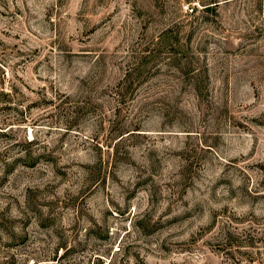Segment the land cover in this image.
<instances>
[{
    "label": "rangeland",
    "instance_id": "rangeland-1",
    "mask_svg": "<svg viewBox=\"0 0 264 264\" xmlns=\"http://www.w3.org/2000/svg\"><path fill=\"white\" fill-rule=\"evenodd\" d=\"M0 264H264V0H0Z\"/></svg>",
    "mask_w": 264,
    "mask_h": 264
}]
</instances>
